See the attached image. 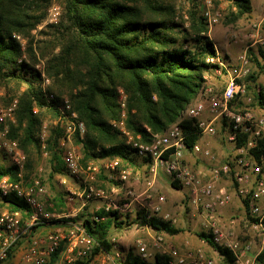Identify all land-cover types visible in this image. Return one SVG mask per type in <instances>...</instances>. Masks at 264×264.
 I'll return each instance as SVG.
<instances>
[{
	"label": "trees",
	"instance_id": "obj_1",
	"mask_svg": "<svg viewBox=\"0 0 264 264\" xmlns=\"http://www.w3.org/2000/svg\"><path fill=\"white\" fill-rule=\"evenodd\" d=\"M52 1L0 0V86L11 82H15L18 89L24 86L18 96L17 120L11 124L9 137L19 141L28 155L27 168L31 169L30 146L43 152L40 127L44 118L48 113L56 117L60 95L70 93L74 109L86 126L85 134L74 136L81 146L83 163L118 158L119 168L141 169L135 151L110 122L120 113L118 88L124 89L128 96L127 125L135 135L141 134L147 142L151 133L164 132L182 116L200 92L205 82L204 74L211 68L207 59L216 55L215 44L208 34L207 18L197 0H191L187 27L176 20L174 6L164 0H61L60 30L45 44L46 50L39 46L42 55L48 57V73L54 77L58 91L56 99L48 102L41 87V72L34 66L37 58L32 44L25 48L30 49L28 60L19 61L25 50L14 35L29 36L46 18ZM230 1L235 7L231 21L251 15V0ZM249 56L261 69L259 57L252 51ZM256 79L254 74L249 76L251 81ZM257 88L258 102L264 107V90L261 85ZM35 107H38L37 112ZM181 125L187 135V147L192 151L199 140V130L194 120L185 119ZM62 134L61 128L53 127L47 140L50 180L58 173L67 174L59 147ZM253 151L259 157L264 152V143ZM16 174L14 166L0 162V179L5 176L14 179ZM30 174L28 171V178L33 176ZM99 177L106 180L109 187L116 183L107 174L102 173ZM171 184L181 188L177 180H172ZM3 199L11 208L26 207L15 194H8ZM47 202L48 205L52 203L48 207L50 212L70 210L67 197L61 191L49 197ZM87 209L84 208L77 219L83 218L87 232L97 245L89 257L76 260L74 264H90L98 253H110L113 248L107 237L110 228L131 225L128 216L123 220L118 212L100 209L92 215L85 213ZM96 215L104 220L96 221ZM132 222L149 225L170 235L181 232L171 222L157 216L148 217L143 212H138ZM198 236L218 251L225 264H233V254L216 244L211 234L202 231ZM62 249L63 246L51 256L48 264L57 262ZM13 258L12 252L8 262ZM258 260L264 264V252L259 254ZM119 264H169V257L157 253L155 260L148 262L129 250Z\"/></svg>",
	"mask_w": 264,
	"mask_h": 264
},
{
	"label": "built area",
	"instance_id": "obj_2",
	"mask_svg": "<svg viewBox=\"0 0 264 264\" xmlns=\"http://www.w3.org/2000/svg\"><path fill=\"white\" fill-rule=\"evenodd\" d=\"M206 2L204 16L212 27L218 22L219 14L212 12V0ZM58 14L59 12L53 13V20H57ZM256 35L258 34H252L253 37ZM14 36L24 48L22 37ZM215 50L216 55L209 57L207 62L217 74L227 75L222 94H214L212 88L204 87L197 100L186 108L175 123L162 133H151L147 142L143 141L141 134L135 135L129 129L127 94L122 88L119 90L120 113L111 124L125 143L133 148L139 160L146 164L141 187L138 188V183L142 175L131 168H119L118 158L91 161L86 165L83 163V154L80 147L74 144V136L76 133L85 134L86 126L68 98L57 106L54 119L43 122L40 130L41 144L45 149L51 125L61 128L63 134L59 147L67 171V174L58 176L61 185H69L68 178L76 180L81 187L79 196L85 202L99 200L102 202L99 209L118 212L120 218L128 216L129 221H133L138 212H143L148 217H159L163 212L166 198L158 194L157 182L161 171H164L172 180H177L182 189L189 192L193 205L203 218L202 225L206 233L212 235L216 244L230 250L234 258L233 264H261L258 256L264 252V152L258 157L253 150L264 143V114H258L253 108H231L235 98L245 96L248 91L244 78L251 74L252 61L247 49L240 54L234 66L227 64L216 45ZM23 59H27L25 53L19 61ZM49 82L50 79L45 77L44 85ZM261 88L264 90V80ZM43 91L48 102L56 99L45 86ZM18 104L17 98L8 105L0 103V155H5L10 160L17 173L14 179L9 176L0 179V264H6L12 252L14 257H19L21 264H48L51 256L62 246L55 264H74L76 260L89 257L97 242L89 235L83 221L72 218L60 220L70 217V214L50 212L48 204L42 200V195L47 192L42 178L34 175L27 177L28 155L17 139L9 137L10 126L17 120ZM34 110L37 112L38 107ZM259 110L264 112V108ZM206 114L212 118L208 119ZM225 118V140L233 145V149L226 161L212 163L202 175L201 171L194 170L185 162L189 149L181 122L185 119L194 120L201 136H215L218 133L217 124ZM147 130L150 131L149 128ZM240 140L242 142L239 145ZM200 151L201 146L197 141L192 152ZM205 154L209 156L210 152L205 151ZM101 168L111 172L109 177L116 182L107 189L93 184ZM38 171L40 175L43 170L40 167ZM227 177L231 180L233 191L218 185L222 178ZM8 194H15L22 199L26 207L11 208L10 203L3 199ZM234 195L241 200L244 217L242 220H230L224 225L220 218L221 210L233 200ZM72 199L73 197L67 198ZM163 217L167 219L169 215L165 214ZM95 219L100 221L104 217L96 215ZM62 221L67 225L63 231L38 232L46 225ZM242 221H245V228L238 231L237 227ZM173 222H176L175 218ZM134 224L138 231L149 235V238L139 236L135 239L136 255L148 262L155 260L156 254L160 253L169 257V264H225L202 249L182 253L178 248L166 244L163 233L149 225L137 222Z\"/></svg>",
	"mask_w": 264,
	"mask_h": 264
},
{
	"label": "rangeland",
	"instance_id": "obj_3",
	"mask_svg": "<svg viewBox=\"0 0 264 264\" xmlns=\"http://www.w3.org/2000/svg\"><path fill=\"white\" fill-rule=\"evenodd\" d=\"M164 1L174 6V9L176 11L175 13L176 20L184 22L185 26L187 27L189 25L187 20H188V10L192 4L191 0H164ZM197 3L200 5L202 14H204V11L207 8L206 0H197ZM62 10H63L62 1L53 0L52 4L47 9L46 18L35 29L32 30L29 36L27 37L21 36L23 39L24 50L27 60L30 54V49L26 50L25 48H27L30 44H32L33 53L36 55L37 58L34 66L41 72L42 75L41 87L44 88L45 86L47 91L52 92L55 96H57L58 91L54 77L49 75L48 73V63H47L48 57L42 55V51L39 50V46L42 45L46 50L47 45L45 44L48 41L54 39L55 36L58 34L57 31L60 30L59 23L62 15ZM55 12H59L56 21L53 20V13ZM212 12L219 14L218 22L214 24L212 27L209 26L208 34L211 40L219 49L220 53L225 56V61L227 62V64L229 66L236 65L238 61V57L246 49L248 54L249 51L254 52L259 57L260 62L262 64V68L260 69L251 60L252 69H251V74H249V76L254 74L255 76H257V79L254 82L249 80V76L244 78V81L247 83V87H248L247 94L241 97L237 96V98H235V100L232 102L231 108H234V110H241L243 108H253L258 111V114H264V112L259 110L260 108H264V107H262L259 104L257 99V93H258L257 86L261 85V82L264 80V56H262L260 52L262 51L264 53V17L257 16L254 18L251 15H249V16H244L243 18H240L235 22L231 21L232 20L231 14L232 12H235V7L233 6V3L230 0H212ZM254 33L258 35H256V37H253L252 34ZM56 51L58 52L59 48H57ZM37 65L39 67H37ZM226 76L227 75L225 73L222 75L217 74L215 72L214 67L211 65V68L204 74L205 82L201 90L204 87L209 86L210 88L213 89L214 94L221 95L227 82ZM45 77H48L50 79V82L44 85ZM120 89L121 88H118V99H117L118 103L120 100V92H119ZM23 90H24V86L18 89L15 82H11L7 86L4 85L0 86V103L3 105H8L13 99L15 98L19 99L18 96ZM201 90L197 94V96L195 97L192 103H194L197 100L199 94L201 93ZM65 98H68L72 103L70 93H63L62 95H60L59 102L61 103L62 100H64ZM206 115L208 119L212 118L209 114ZM54 118L55 117H53L52 114L48 113L44 118L43 122L45 121L49 122ZM112 120L113 119H111L110 122ZM224 120L227 122L226 118L223 119V121ZM223 121L221 123H223ZM217 125H218L217 135L215 136L205 135L203 136V138H201L200 153L196 154L192 151L186 152L185 162L196 171H201V172L207 171L212 163L220 164L225 161L224 158H221L219 154H217V150H216L217 145H221V147L224 149L226 153V156L230 154L233 149V145L226 142L225 140L224 131L221 129L222 124L218 123ZM52 128L53 126L51 125L49 135L45 140L46 147L45 149L42 148L43 152H39L33 146H30L29 156L32 165H31V169H29L28 171L29 173L31 172L30 175L40 176L42 178L43 183L47 189V192L44 195H42V200L47 204H48L47 202L48 198L60 191L64 193L67 198L73 197L72 200H67V205L70 210L64 211L65 213L70 214V217L60 220H69L71 218L77 219L80 217L79 214L84 210V208H88L85 211V213L94 215L97 211L100 210L99 208L102 206V202L99 200H89L85 202V200L81 198V196H79V191L81 187L79 186L80 184L76 182V180H72L71 178H68L69 185H61L57 177L58 175H55L53 180L48 179V174L51 171V166L49 162L50 153L47 150V140L51 134ZM207 141H211V142L205 145ZM40 142L42 143L41 139ZM74 144L80 147V151L82 150L81 146L76 142L75 138H74ZM205 151H209L210 155L209 156L206 155ZM0 162L5 165L11 164L10 160L7 157H0ZM40 167L42 168L43 171L39 175L38 170ZM133 171L139 172L142 175L141 180L138 183V188H139L143 184V170H139L138 168L137 170H133ZM102 173L107 174L108 176H110L111 174V172L105 170L104 168H101V171L100 173L97 174V179L93 184L97 187H102L101 185H105L107 189L109 187L107 181L99 177L100 174ZM165 174H162L163 179H161L159 176L157 182V188L159 191L158 194L164 195L166 198V202L164 203L163 206V212L160 213L159 217L164 221L171 222L173 226L181 229V232L175 235H170L166 232L159 231V233H163L166 244L178 248L182 253H186L190 250L202 249L208 252V254L218 259L220 263H223L224 262L223 258L218 253V251L212 248L207 242H205L198 236L199 232L202 231L207 232V231H205L202 225L203 218L196 210L195 206L193 205L192 199L189 196V192L182 188L177 189L173 187L171 184L172 178L168 174L166 175ZM204 174L205 172H202V175ZM223 179L228 180L229 189L233 191V186L230 184L231 183L230 178L228 177L222 178L221 180ZM223 187H227V186H223ZM232 202L233 200L228 205H231ZM83 203H85L84 206ZM237 205L238 207L236 208L235 210L236 212L234 211V213L233 212L229 213V207L227 206H225L226 208L224 207L226 210L224 209L223 214L226 218L223 219L221 218L220 215L221 222L224 225L230 220H234V219L242 220L241 217H244L243 206L241 207L240 203H237ZM0 208L2 207L0 206ZM165 214L169 215L167 219L163 217ZM174 218L176 219V222H173ZM77 220L83 221V218ZM123 220L126 219L123 218ZM63 222L65 221H62L60 223L58 222L51 223L39 229L38 232L46 233L48 231H63L67 228L66 223ZM129 222L131 223V225L124 224L123 226L120 227L112 226L110 228L107 237L108 240L113 244L112 251L110 253L105 251L98 253L97 255L94 256L91 262L93 263L104 262L105 264H119L120 261L123 262L129 250L133 251L134 253L136 252L135 239L139 236L149 238V235L138 231L135 227V224L132 221ZM245 225H246L245 221H242L239 226L241 229H244ZM113 239H115V241H113ZM18 258L9 261L6 264H18ZM150 261L153 262L154 259H151Z\"/></svg>",
	"mask_w": 264,
	"mask_h": 264
},
{
	"label": "crops",
	"instance_id": "obj_4",
	"mask_svg": "<svg viewBox=\"0 0 264 264\" xmlns=\"http://www.w3.org/2000/svg\"><path fill=\"white\" fill-rule=\"evenodd\" d=\"M251 5H252V13H251V16L252 17H257V16H263L264 17V0H251ZM255 25V24H254ZM223 55V54H222ZM223 57L225 58V56L223 55ZM219 124H222L221 125V129L224 131V134L227 132V122L224 120L223 121V123H219ZM203 136H205V135H200V137H199V140H198V143L200 144V146H201V138H203ZM211 141H207L206 143H205V145L206 144H209ZM204 144V143H203ZM216 150H217V154H219V156L221 157V158H224L225 159V161L228 159V156L230 155V154H228L227 156H226V153H225V151H224V149L221 147V145H217L216 146ZM196 154H198V153H196ZM225 154V155H224ZM224 155V156H223ZM142 166H141V169H139V170H143V171H145L146 169H147V167H146V164H145V162H143L142 160H139L138 161ZM202 172H206V171H202ZM162 174H165V172L164 171H161V174H160V178L161 179H163V177H162ZM56 175H62V174H56ZM166 175V174H165ZM57 176V177H58ZM218 184L220 185V186H227L228 188H229V182H228V180L227 179H223V180H220L219 182H218ZM236 196V195H235ZM234 196V199H233V202H232V204L231 205H226L227 207H229V213H231V212H233L234 213V211L236 210V208L238 207V205H237V203H240L241 204V207H242V203H241V200L239 199V197H235ZM241 207H239V208H241ZM226 208V207H225ZM225 208H223L222 210H221V218H223V219H225L226 217L224 216V209ZM226 210V209H225ZM236 212V211H235ZM54 213H56V212H54ZM241 218H243V217H241ZM237 230L238 231H240L241 230V228H240V226H238L237 227ZM18 257H14L13 258V260L14 259H17ZM18 264H21V261H20V259L18 258Z\"/></svg>",
	"mask_w": 264,
	"mask_h": 264
}]
</instances>
